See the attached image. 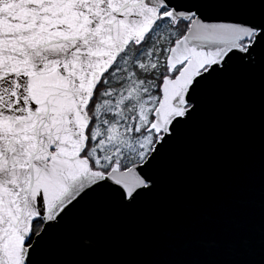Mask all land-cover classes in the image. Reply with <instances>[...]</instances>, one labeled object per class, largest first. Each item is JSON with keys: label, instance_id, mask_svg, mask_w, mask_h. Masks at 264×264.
Here are the masks:
<instances>
[{"label": "snow or ice", "instance_id": "6c2138e0", "mask_svg": "<svg viewBox=\"0 0 264 264\" xmlns=\"http://www.w3.org/2000/svg\"><path fill=\"white\" fill-rule=\"evenodd\" d=\"M148 202L185 254L137 264H264V0H0V264H132L96 220Z\"/></svg>", "mask_w": 264, "mask_h": 264}, {"label": "water", "instance_id": "95a60500", "mask_svg": "<svg viewBox=\"0 0 264 264\" xmlns=\"http://www.w3.org/2000/svg\"><path fill=\"white\" fill-rule=\"evenodd\" d=\"M258 145L256 155L251 153L226 154L219 147L194 154L192 167L199 184L210 189L222 186L231 180L234 173L251 169L258 175ZM167 196L165 192L162 194ZM157 205L146 203L141 217L117 219L100 216L96 226L101 234V241L111 252L112 258L132 262H154L180 258L185 254L180 237L170 236L176 231L175 220L170 217L154 216ZM145 216L147 218H145ZM158 227H153V222Z\"/></svg>", "mask_w": 264, "mask_h": 264}]
</instances>
